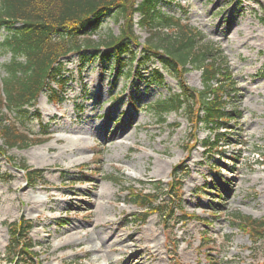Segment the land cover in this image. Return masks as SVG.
Instances as JSON below:
<instances>
[{"label":"rangeland","instance_id":"rangeland-1","mask_svg":"<svg viewBox=\"0 0 264 264\" xmlns=\"http://www.w3.org/2000/svg\"><path fill=\"white\" fill-rule=\"evenodd\" d=\"M160 9L183 18L226 57L241 112L224 131L229 145L220 143L218 153L206 151L201 144L208 131L182 114L156 122L146 107L179 92L170 77L159 86L132 85L137 77L114 82L99 61L80 66L77 56L64 59L66 86L52 99L40 95L41 121L28 125L33 136H40L44 126L48 134L27 149L0 155V264L9 258L7 227L20 220L30 223L34 264H89L97 253L79 251V241L67 237L90 231L93 221L104 219L109 223L98 232L108 237L103 251L115 235L120 245H129L113 256L114 264H145L135 259L145 245L141 234H155L158 240L161 258L145 259L147 264H264V238L255 245L232 226L236 213L264 220V0H172ZM121 26L120 19L106 18L93 39L118 36ZM134 33L140 45L149 35L138 26ZM6 61L0 56V65ZM183 83L202 90L198 71L186 72ZM78 137L86 139L85 146L67 145V139ZM23 167L38 171L41 179L28 181ZM154 182L175 186V197L164 204L166 213L172 208L164 220L158 213H141L127 192L150 193ZM33 202L36 210L28 211ZM131 234L134 240L126 238ZM67 239V246L59 248Z\"/></svg>","mask_w":264,"mask_h":264},{"label":"trees","instance_id":"trees-1","mask_svg":"<svg viewBox=\"0 0 264 264\" xmlns=\"http://www.w3.org/2000/svg\"><path fill=\"white\" fill-rule=\"evenodd\" d=\"M161 3L171 5L172 0H0V56L7 58L0 65V155L14 148L27 149L48 134L44 126L40 136H33L28 125L33 120L41 121L36 110L39 96L46 94L52 99L66 86L63 60L72 56L79 58L80 66L99 61L103 72L108 68L113 74L114 82L137 77L132 85L143 82L159 86L165 76L170 77L177 82L179 92L146 107L156 122L164 123V117L171 113L182 114L191 124L208 131L201 144L206 151L218 153L220 143L229 145L228 135L221 131L239 121L241 112L227 59L183 18L163 13ZM176 7L185 15L180 6ZM135 15L138 22H134ZM106 18L122 21L119 35L109 33L94 40ZM135 26L149 34L142 46L135 36ZM190 69L200 72L202 90L183 83ZM22 170L30 182L41 179L38 171ZM174 189L172 183L165 187L154 182L150 193L127 192L130 203L142 213H158L164 220L172 209L166 213L164 204L166 198L175 197ZM176 209L181 213L180 205ZM181 217L183 221L185 216ZM232 226L246 232L255 245L264 238V220L236 213ZM7 230V263L34 264V246L28 238L30 223L20 220L9 224Z\"/></svg>","mask_w":264,"mask_h":264},{"label":"bare ground","instance_id":"bare-ground-1","mask_svg":"<svg viewBox=\"0 0 264 264\" xmlns=\"http://www.w3.org/2000/svg\"><path fill=\"white\" fill-rule=\"evenodd\" d=\"M66 142L69 147H83L86 145V139L83 137H78L76 139L69 138L67 139ZM81 159H83V157H81ZM27 209L28 211H35L36 210L35 203L33 202L32 204L28 205ZM102 209H104V207ZM108 223H109L108 219H104V223H102L100 220L93 221L91 225L92 230L75 231V232H72L71 234H68L67 238L72 237L75 240V242L79 241L78 242L79 245L80 244L82 245V247L79 248V251L84 250L85 253H93V252L97 253L95 255L93 254L90 256L89 264H114L117 262V259L114 261L115 258L113 256L121 255L129 247V245H123V244L120 245L121 240H119V235H115L116 240H114L113 243L111 241V243H109L107 247L105 246V249L107 251L106 250L103 251L104 242L105 240H107L108 237L107 236L102 237V235L101 237H99L98 232L102 230L101 227L104 224H108ZM133 234H131L130 236L126 238L127 239L132 238V240H134ZM139 237H140L141 242L145 245L142 248L141 252L137 254L135 259L144 260L145 264H147L146 260L147 261L148 260H151V261L160 260L161 257H160V252L158 250V240L156 239L155 234H151V235L149 234L146 236L145 235L143 236L141 234V236ZM68 242H70L69 239H67L66 242H62L58 244L59 248H63L67 246ZM0 245H2V243ZM79 245L77 246L79 247Z\"/></svg>","mask_w":264,"mask_h":264}]
</instances>
